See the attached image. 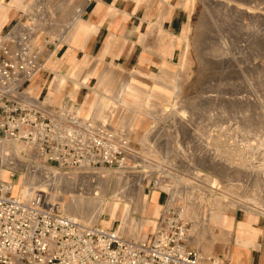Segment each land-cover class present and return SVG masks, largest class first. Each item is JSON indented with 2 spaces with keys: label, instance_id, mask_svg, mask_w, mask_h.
<instances>
[{
  "label": "rangeland",
  "instance_id": "rangeland-1",
  "mask_svg": "<svg viewBox=\"0 0 264 264\" xmlns=\"http://www.w3.org/2000/svg\"><path fill=\"white\" fill-rule=\"evenodd\" d=\"M226 2L232 4L227 7ZM220 3V7H204L210 12L211 19L209 23L202 24L200 0H186L189 20L186 23V29L177 37L179 40L177 43L178 52L174 55V59L169 64L167 63L169 68L174 71L171 88L177 85L176 81L179 77L182 78L179 82V93L177 95L172 88L170 91L171 101L162 102L165 110H159L158 106H150L155 112V116H146L143 126L138 129L136 134L131 135L130 139L129 134L125 136L123 134L120 125L122 118L120 117L116 118V124L112 126L108 117H105L104 124L99 123L96 117L90 114L91 108H87L86 112H81L80 116L89 119L95 128L107 125L115 135L116 143L122 144L124 140L128 141L129 144L126 147L129 154L126 160L121 164H105L104 167H108L112 171L123 172L128 185L135 187V184H139L141 180L144 185L142 196L145 199L144 196L147 193V201L153 193H161L163 201L161 211L154 215L152 214L153 209L150 208L146 215L147 218L155 221L156 227L167 209L171 208L181 213L183 206L186 205V200L181 196L176 203L168 204L170 195L159 185L160 175L165 181L164 183L173 185H177L178 178L186 179L190 182L189 196L192 201L187 204L191 206V209L196 210V213L192 216L181 214L189 223L190 234L197 230L202 233L200 242H190L189 244L204 251V254L223 253L228 256L231 244L228 245L224 240L231 235H227L221 230L220 227L225 226L223 223L211 221L212 213L219 212L235 218L232 226L236 228L238 220L242 217L245 219L248 216L247 221L244 222L250 221L249 211L243 208V204L249 203L253 195L259 197V202H255V204L264 207V186H259L253 176V173H258V169L264 167V158H261L260 155L257 157L247 155V147L250 142H264V0H221ZM237 5L243 7L252 5L254 12L237 13L235 12L238 9ZM71 12L70 5L66 0H37L35 6L30 8L31 19L15 26L11 33L9 32L1 39L0 44H8L13 50H18V47L29 48L42 68L45 57L48 55L47 52H51L49 50L53 44L58 43L57 37L52 35V31L59 35L61 31L68 28L67 20L71 16ZM51 16L54 17V20H47ZM195 25H198L197 29ZM18 27L22 29L21 32H14ZM189 28L196 36L200 34L196 37L197 41L191 40L190 45L187 42ZM33 39H35V43L31 46ZM187 48L189 49L188 58L187 61H183V55L188 50ZM222 49H226V51H221ZM243 50H245V54H243ZM105 68L104 65L94 72L98 83L90 84L87 87L93 92L94 103L102 100L103 105L110 109L111 105L118 100L120 77L118 74L112 75L110 78L113 82L112 90L103 91L100 88V80L101 72ZM161 71L159 69L154 73L159 75ZM126 76L128 79L130 78L129 75L126 74ZM138 79L146 88H151L153 85V80L148 77H138ZM187 79L189 80L187 81ZM165 80L168 82L170 76H166ZM27 83H30V80ZM28 90L29 88L20 94V98L27 104L34 103L45 107L46 112H50L52 117L55 113L60 114L56 117L57 120L62 119L63 116L66 117V115H61L62 112L77 114V109L81 107V105L75 104L70 108L63 107L59 112H56L57 110L53 107L46 108V105L51 103L49 99H43V101L42 99L38 101L33 98L26 99L24 95ZM124 97L128 101L134 102V99L129 95ZM184 109L190 119L187 123L178 122L181 118L179 110ZM123 111L128 112L129 109ZM159 112L163 114L161 113L162 115L159 116ZM155 127L156 129H154ZM152 130H154V139L144 140L143 136L146 135V132ZM8 138L0 135V141L8 140ZM21 142L29 145L27 140H21ZM11 144L10 140L6 143L8 148L11 147ZM8 148L7 153L10 152ZM7 153L5 160L9 156ZM21 154L25 155L26 150L21 149ZM22 159L25 161V168L22 171H14L3 162L2 171L4 169L8 171L7 179L11 176L10 180L13 181L16 192L20 191L29 167L33 165L32 168L37 170L43 163L42 156L38 157L37 155L33 161H29L25 157ZM247 159L252 160L254 165L250 167ZM54 164L61 174L67 173L71 169L62 168L57 163ZM102 166L98 164L95 167L101 169ZM195 171H199L202 176L194 175ZM87 174L89 172H85L84 175ZM90 182L92 185L98 186V181L94 176L90 178ZM116 182L117 176H112L109 180L111 189L107 198H112L109 195H111ZM95 193L101 195L100 189H94ZM98 194L97 196H99ZM216 197L218 199H215ZM70 199L71 195L66 193L65 202H69ZM259 216H263L261 223L264 224V215L260 214ZM129 217L135 220L145 217L143 211L138 209L136 200L131 202ZM106 219H111V215L105 213L100 218L99 224L104 225ZM121 223V213H118L112 219V227L118 228ZM155 226L150 227V233L155 230ZM238 231L239 223L237 234Z\"/></svg>",
  "mask_w": 264,
  "mask_h": 264
},
{
  "label": "built area",
  "instance_id": "built-area-1",
  "mask_svg": "<svg viewBox=\"0 0 264 264\" xmlns=\"http://www.w3.org/2000/svg\"><path fill=\"white\" fill-rule=\"evenodd\" d=\"M27 50L0 44V135L30 143L34 140L35 149L40 156L47 155L45 163L50 167H56L54 163L71 169L85 163H123L129 154L127 147L124 142L116 143L107 125L95 128L74 112H62L65 119L57 120L60 114L52 117L47 109L20 98L25 83L41 69ZM71 106L52 107L59 112ZM189 234V223L171 208L164 212L151 238L133 239L119 228L67 214L47 192L14 194L10 182L0 181V264L229 263L223 253L204 254L189 245Z\"/></svg>",
  "mask_w": 264,
  "mask_h": 264
},
{
  "label": "crops",
  "instance_id": "crops-1",
  "mask_svg": "<svg viewBox=\"0 0 264 264\" xmlns=\"http://www.w3.org/2000/svg\"><path fill=\"white\" fill-rule=\"evenodd\" d=\"M66 1L72 11L67 20L68 28L59 35L52 31L58 43L53 44L49 50L51 52H47L43 67L30 83H25L24 88L35 89L37 98L39 96L42 101L49 99L51 103L47 104L46 108L79 104V114L91 108L90 114L94 115L99 123L104 124L103 120L108 116L112 126L116 124V118L120 117L123 134H129L130 139V136L136 134L143 126L146 116H155V112L148 106H158L159 110H165L162 102L171 101L174 71L168 64L178 52L177 37L186 29L189 20L186 0ZM36 3L37 0H0V42L15 26L31 19L30 8ZM47 20H54V17L51 16ZM104 65L106 68L101 72L100 80V88L103 91L112 90V75L118 74L120 77L118 100L111 105V110L103 105L102 100L94 103L93 92L87 87L98 83L94 72ZM159 69L162 70L161 73L155 74ZM126 74L130 76L129 79ZM166 76H170L168 82L165 80ZM138 77L152 79L151 88L144 87ZM125 95L132 97L134 102L126 100ZM125 106L130 107L128 112L123 111ZM131 116L138 117V122L128 123L127 120ZM0 158L1 173L4 160L1 155ZM10 177L7 180L1 177L0 179L13 183ZM162 202L161 193H153L148 199L147 210L152 208V214L156 215L159 208V211L163 208ZM262 217L259 216L258 220L252 223V232L256 234L252 239L237 234L238 223L247 221L248 216L239 219L236 228L232 226L231 234L225 233L231 235L224 240L228 245L231 244L228 249V264H264ZM118 228L131 237L122 223ZM154 232L155 230L150 233L149 238ZM190 242L189 234L188 243Z\"/></svg>",
  "mask_w": 264,
  "mask_h": 264
},
{
  "label": "bare ground",
  "instance_id": "bare-ground-1",
  "mask_svg": "<svg viewBox=\"0 0 264 264\" xmlns=\"http://www.w3.org/2000/svg\"><path fill=\"white\" fill-rule=\"evenodd\" d=\"M200 2L202 4V8H201V15H202V18H203L202 19V24L209 23V21L211 19V15H210L209 11L204 9V7L205 6L206 7H211V8L220 7L219 5L221 4L220 3L221 0H200ZM226 4H227V7H228L232 3L226 2ZM237 7H238V9L235 11L237 13H242L243 11H245V12H254V9H253L254 7L252 5H250L248 7H246V6L243 7V6H240V5L238 6L237 5ZM195 26H196V29H197L198 25H195ZM21 30L22 29L20 27H18V28H16L15 32L16 33H20ZM193 30H194V27H193ZM192 31L190 30V28L187 31V42L189 43V45L191 44V40H193V42L197 41L196 37L200 35L199 34V35L196 36L195 34H193ZM200 31H198V32H200ZM198 32H196V33H198ZM245 41H247V40H245ZM34 43H35V39H33L32 44H30V45L33 46ZM242 45H244V44H242ZM235 47H236V45H235ZM27 49H28L27 50V55L30 58H36V56L31 54V50L29 48H27ZM224 50L226 51V49H222L221 51H224ZM243 51H244L243 54H245V50H243ZM188 54H189V49L184 53L183 59H182L183 61H187ZM201 56H203V55H201ZM219 60H221V59H219ZM214 63H215V61H214ZM140 74H142V73H140ZM181 79L182 78L179 77L178 81H176V83L178 82L177 85H174V87H172L174 92L177 93V95L179 93V87H180L179 86V82L181 81ZM188 80L189 79H187V81ZM189 84H190V82H189ZM24 97L26 99H31V98H33L34 100L38 99L35 89L29 90V93H26L24 95ZM162 99H163V97H162ZM125 107H126V109H130L129 106H125ZM148 107H150V106H148ZM154 107H156V106H154ZM150 109H149V111H150ZM164 112H166V111H164ZM99 113H100V111H99ZM134 113H136V112H134ZM161 113L162 112H159V116H161L163 114V113L162 114ZM77 114H79L78 110H77ZM103 114H104V112H103ZM124 114H125V112H124ZM187 114L188 113H186L185 109L184 110H179V115H180L181 118H179L178 122H182V123L183 122L184 123L185 122L186 123L189 122L190 119L187 117ZM101 116H103V115H101ZM106 117H108V116H106ZM162 118H163V116H162ZM83 119H85V117H83ZM138 119H139L138 117L131 116L130 118H128L127 122L128 123H131V122L137 123ZM175 121H177V120H175ZM103 122H104V120H103ZM154 129H156V127ZM153 137H154V130L147 131L146 135L143 136L144 140H146V139L147 140L148 139H150V140L154 139ZM8 140H10L12 142L10 148H8L7 145H6ZM8 140L7 139H3L2 141H0V146H1L0 155L3 157L4 163L8 167L12 168L14 171L15 170L22 171L25 168V161L22 159V157H25L29 161H33L34 159H36V155L38 157H40V153L37 152V150L35 149L34 140L31 143L27 142V143H29V145L25 144L24 142H21V140L19 138L9 137ZM260 142L261 143L250 142L249 146L247 147V155H250V156L252 155L253 157H257L258 155H260L261 158H264V142H262V141H260ZM124 143H125L126 146L128 145V141L124 140ZM178 145H179V143H178ZM206 147L208 148L209 146H206ZM7 148H8V150H10L11 153L10 152H8V153L6 152ZM21 149L26 150V154L25 155L21 154ZM6 153L9 156H7V159L5 160ZM46 158H47V155H42V160L41 161L43 163L41 164L39 169H37V170L33 169L32 168L33 165L29 167L27 175L25 177V180H24L23 184L20 187V191L19 192L14 191V188H16V187L14 186V184L12 182L8 181V182H10L12 184V191H13L14 194L22 193V194H26V195H33L37 191H42L43 193L47 192V195H48L49 199L51 201H53V202L59 203L61 205L62 209L64 210V212H66L67 214H69L71 216H74V217H76V218H78V219H80V220H82L84 222L91 223V224H99L100 218L105 213H107V214L111 215V219H106L105 222L103 223L104 224L103 226H112L113 225L112 224V219L115 216H117L118 213H121L122 225H124V227H126V231H128V233L130 234V236L132 238H134V239H148L150 237V230L149 229H150V227H154L156 224H155V221L153 219H149L146 216L149 213L150 208H149V210H147V206H148L147 196H148V194L146 193V195L144 196L145 199L142 196L143 193H144V185L142 184L141 180L139 181V184L138 183L135 184L136 186L134 187V185H128V181H126V178H125V175H124L123 172L112 171L110 168L104 167V166H102L101 169H96L95 166H92V165H90L88 163H85L80 168H72V169H70L69 172L61 174L55 167H50V166H48L45 163ZM248 164L250 165V167L252 165H254L252 160L251 161L248 160ZM7 172L8 171L6 169H4L0 173L1 174L0 177L2 179H6L7 180V178H8V173ZM85 172H89V174L84 175ZM90 174H92V175H90ZM253 174H254L253 176H255L256 181L259 184V186L260 185L264 186V167L258 169V173H256V174L253 173ZM194 175L202 176V174L199 171H195ZM92 176H94L97 179L98 186H95L96 184H93V185L91 184L90 178H92ZM112 176H117V182H116V185L114 186V188L111 191V195H109V196H112V198L111 197L107 198V195L110 193V189H111L110 186H109V180H110V178H112ZM2 179H0V181H6V180H2ZM164 182L165 181L162 179V176L160 175V184L159 185H161V187H163L165 190H167L169 192V195H170L168 204L169 203H176L178 201L179 196H181L184 200H186V205L183 206V209L181 210V213L182 214H186V215H191V216L193 214H195L196 210L191 209V206H188V204H187L188 202L192 203V201L190 200L191 197L189 196V193H190V191H189L190 182L187 181L186 179L182 180V179H179V178L177 179V185L164 183ZM96 188L100 189L101 195H99L98 193L94 194V189H96ZM80 190H81V192H80ZM66 193H69L71 195V199L69 200V202H65ZM92 194H94V195H92ZM97 194L99 196H97ZM215 199H218V197H216ZM132 200H136L137 201L138 209L143 211V214H145V217H142L139 220L130 219L129 210H130V207H131ZM250 200L251 201L249 203H244L243 204L244 205L243 208H245L246 210L249 211L250 221L249 222H244V221L239 222V231H238V236L246 238V239H252V238H254L256 236V234L255 233L253 234V232H252L253 231L252 223L254 221L258 220L260 214L264 215V207H260V206H257L255 204V202L256 203L259 202V197H257V195H253ZM159 210H160V208H159ZM159 210L157 211L156 215L160 212ZM211 221L213 223H223V225H225V226L224 227H220L221 230L224 231L227 234H231L232 233L233 218L231 216L224 215V214H221L219 212H213L212 215H211ZM226 224H227V226H226ZM155 228H156V226H155ZM201 234L202 233L198 232V230L195 231L194 233H191L190 234L191 243L192 242H200Z\"/></svg>",
  "mask_w": 264,
  "mask_h": 264
}]
</instances>
